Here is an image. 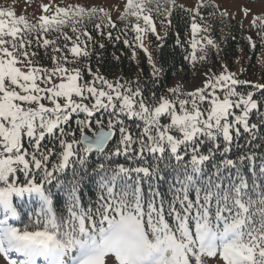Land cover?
<instances>
[{
	"label": "snow or ice",
	"instance_id": "1",
	"mask_svg": "<svg viewBox=\"0 0 264 264\" xmlns=\"http://www.w3.org/2000/svg\"><path fill=\"white\" fill-rule=\"evenodd\" d=\"M168 5L175 0H127L119 19L143 51L144 34L161 38L153 13L171 16ZM98 11L95 29L117 27L96 7L57 6L38 27L0 10V255L7 264H264V160L257 165L255 153L228 158L241 129L258 138L250 115L255 110L264 122V101L237 91L249 82L226 66L206 72L191 91L176 85L145 95L139 80L135 87L110 82L90 66L85 80L79 62L93 42L85 20L92 23ZM196 17L203 20L199 7L188 41L193 62L206 58L204 47L196 55L201 41L219 48L207 35L197 39L210 25L202 28ZM251 24L264 47V16ZM33 43L51 67L34 63ZM148 63L156 84L162 69L151 55ZM85 185L95 193L87 203Z\"/></svg>",
	"mask_w": 264,
	"mask_h": 264
},
{
	"label": "trees",
	"instance_id": "2",
	"mask_svg": "<svg viewBox=\"0 0 264 264\" xmlns=\"http://www.w3.org/2000/svg\"><path fill=\"white\" fill-rule=\"evenodd\" d=\"M160 3L161 5H164L165 0H160ZM153 7H155V5H153ZM168 7L172 8L171 16H158L153 13L157 34L161 38L157 39L156 35L147 33L151 47L150 55L153 63H155L158 68L162 69L156 84L153 83L151 75L152 69L148 63L149 54L138 46V42L134 39L135 33L131 31L130 27H128V22H121L119 19L123 11L115 17H111V20L117 25L116 28L108 27L105 22L101 29H95L94 23H99V18L103 15V13L99 11L97 16L93 18L92 23L85 20L87 30L93 36V42H90L89 44V50L92 53L91 56L87 59L81 58V61L79 62V66L85 69L84 79H92V77L87 74L85 67L90 66L93 73L102 75L110 82L119 81L121 84H124L128 81L132 83L133 87H135L136 81L139 80L140 86L145 90V95H148L149 89L160 94L165 92L169 87L180 85L175 79L181 78L189 65L192 48L188 41L191 38L190 25L192 23V17L195 15V11L176 3L175 6L168 5ZM199 11L201 16H203V20H201L200 17H196V22L200 23L202 28L210 25V31L208 33L200 32L198 35H207L219 45V48L217 49L207 46L206 41L203 42L202 47L205 48L207 53L206 58L204 59L206 62V68L211 73L214 72L216 66L221 62H225L226 66L232 70L238 63H247V60L251 61L259 54L264 56V47L261 46L260 37L256 34L259 30L252 26V20L248 23H244L242 19L227 14L220 5L212 1H203L199 5ZM210 13H214V15H209ZM221 13H226V15L222 16ZM257 16H264V14H259ZM161 21L164 22L163 26L161 25ZM169 21L171 22L170 24ZM66 30L69 31V34L71 35L70 30ZM108 32L112 33L111 40L108 39ZM101 33H103V35ZM33 36H35V34H33ZM117 36L120 37L119 40L116 39ZM248 36H251L252 42L257 45L255 49L251 47V44L246 39ZM177 37L180 39V44H177L176 42ZM124 39H128L132 46H126L123 43ZM101 43L104 44L103 48L99 47ZM198 50H200V48ZM31 51L39 52V56L35 58L34 63L44 67L52 66V61L48 58V55L45 54L43 48L37 49L36 44L33 43ZM133 52H135L134 58ZM67 55L69 59L72 58L70 53H67ZM57 56H59V53H57ZM185 57L189 58L186 59ZM204 60L200 61L202 62ZM67 66L75 67L76 65L70 64ZM235 79L249 82L237 85V91L242 93L251 91L254 93L255 99L258 101H264V94H262L264 93V90H258L253 87L257 83H253L252 80L245 77ZM260 84H263V82H260ZM97 87H100V85L97 84ZM260 111H264V108ZM97 115L100 114L97 113ZM83 116L84 114L81 113L80 118H83ZM250 123L258 124V138L252 140L251 136L247 133H243V130L241 129L242 134L238 139L233 140L231 151L228 153V158L235 159L242 154L255 153L256 164L259 165L261 161L264 160V122L260 121L259 114L256 113L255 110L254 113L250 115ZM73 127H75L74 121ZM249 141H251V143H249ZM111 144L112 142H110V146ZM222 148L223 143H221V149ZM95 158L96 157L93 154L90 158V162L95 160ZM119 159L121 163L125 162L123 157ZM247 163L248 162L245 161V165H247ZM245 170L247 169L245 168ZM165 176L167 178V173H165ZM20 179H23V177L21 176ZM157 183L160 184L161 191H164L167 188V184L164 181H157ZM144 189L145 191L147 190V184H144ZM83 197L85 203H87L89 197H92L93 199L95 198V193L92 191L91 185H85ZM22 218L27 222L26 215Z\"/></svg>",
	"mask_w": 264,
	"mask_h": 264
},
{
	"label": "rangeland",
	"instance_id": "3",
	"mask_svg": "<svg viewBox=\"0 0 264 264\" xmlns=\"http://www.w3.org/2000/svg\"><path fill=\"white\" fill-rule=\"evenodd\" d=\"M203 1L215 2L220 5L227 14L242 19L244 23L250 22L254 16L264 14V0H175V3L195 11ZM126 2L127 0H0V10L4 12L12 11L17 18L24 16L29 24L38 27L40 23L39 17L42 15L52 16L55 13L57 6L68 7L80 5L86 8L96 7L98 10L102 8L105 11H108L111 17H115L124 11ZM43 5L49 6L47 12L43 10ZM244 9L249 10L248 15H245ZM3 19L7 20L9 18L5 16ZM199 37L200 35L197 36V39H199ZM142 42L144 47L147 48L146 53L150 55L151 47L147 34L143 35ZM203 42L204 41H201V44L198 45L196 49L197 57L202 54L198 49L203 46ZM139 43L140 42H138V44ZM248 61L249 60L246 61L247 63L243 62V64H236L232 70L226 66L225 62H221L216 66L213 73L217 75L220 74V72L223 71L224 66H226L229 72L235 74L234 78L245 77L252 80L253 83L260 84V82H263L264 84V56L259 54L255 59ZM202 62L199 59L193 62L189 58V65L184 75L181 78L175 79L179 82L180 86H182L183 90L191 91L195 88L201 87L204 80L207 78L205 73L207 72L209 75L212 74L206 68L205 60ZM13 258H16L15 254L13 255ZM0 264H7V261L2 255H0Z\"/></svg>",
	"mask_w": 264,
	"mask_h": 264
}]
</instances>
